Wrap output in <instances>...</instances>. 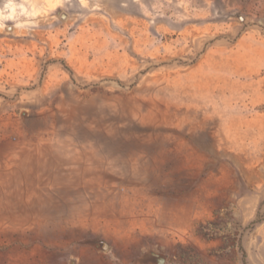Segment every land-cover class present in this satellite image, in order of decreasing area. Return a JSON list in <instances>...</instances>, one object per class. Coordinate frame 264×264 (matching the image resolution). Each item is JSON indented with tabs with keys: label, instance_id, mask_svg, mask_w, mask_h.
<instances>
[{
	"label": "rangeland",
	"instance_id": "374dc122",
	"mask_svg": "<svg viewBox=\"0 0 264 264\" xmlns=\"http://www.w3.org/2000/svg\"><path fill=\"white\" fill-rule=\"evenodd\" d=\"M152 252L264 264V0H0V264Z\"/></svg>",
	"mask_w": 264,
	"mask_h": 264
},
{
	"label": "water",
	"instance_id": "95a60500",
	"mask_svg": "<svg viewBox=\"0 0 264 264\" xmlns=\"http://www.w3.org/2000/svg\"><path fill=\"white\" fill-rule=\"evenodd\" d=\"M93 244L97 248H99L100 250H102V251H106L109 248V245L106 242L102 241V240H96V241L93 242ZM151 255L153 257V261L156 264H164L165 259L163 257H160L158 254H156L154 252H152Z\"/></svg>",
	"mask_w": 264,
	"mask_h": 264
},
{
	"label": "bare ground",
	"instance_id": "6f19581e",
	"mask_svg": "<svg viewBox=\"0 0 264 264\" xmlns=\"http://www.w3.org/2000/svg\"><path fill=\"white\" fill-rule=\"evenodd\" d=\"M65 17L64 15L62 16V18Z\"/></svg>",
	"mask_w": 264,
	"mask_h": 264
}]
</instances>
